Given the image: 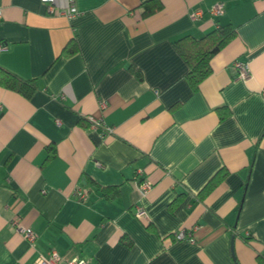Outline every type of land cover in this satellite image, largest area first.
Here are the masks:
<instances>
[{
    "label": "crops",
    "instance_id": "crops-1",
    "mask_svg": "<svg viewBox=\"0 0 264 264\" xmlns=\"http://www.w3.org/2000/svg\"><path fill=\"white\" fill-rule=\"evenodd\" d=\"M145 1L74 0L68 18L66 0H0V67L36 86L26 98L0 84V264L49 250L88 264H264V0H160L142 16ZM220 25L236 35L192 91L173 41Z\"/></svg>",
    "mask_w": 264,
    "mask_h": 264
},
{
    "label": "trees",
    "instance_id": "trees-1",
    "mask_svg": "<svg viewBox=\"0 0 264 264\" xmlns=\"http://www.w3.org/2000/svg\"><path fill=\"white\" fill-rule=\"evenodd\" d=\"M142 16H149L162 7L160 0H147L141 4ZM236 35L235 29L231 25H220L208 32L200 38L191 35H184L173 41V47L182 57L187 65L185 79L192 91L197 90L200 82L210 74V59L222 47H224ZM77 52V45L74 40L68 42L62 49V56H69ZM137 76H140L138 70L133 69ZM0 84L8 90L17 92L22 96L29 98L36 90L34 80H23L14 74L0 67ZM228 115L221 113L219 118L222 119ZM55 150L53 147L49 149L48 158L53 157ZM218 173L210 179L206 186L202 189L205 194L213 184L220 181L224 176ZM106 199H115L118 194L117 186L96 187ZM125 244H130L128 240H123Z\"/></svg>",
    "mask_w": 264,
    "mask_h": 264
},
{
    "label": "built area",
    "instance_id": "built-area-1",
    "mask_svg": "<svg viewBox=\"0 0 264 264\" xmlns=\"http://www.w3.org/2000/svg\"><path fill=\"white\" fill-rule=\"evenodd\" d=\"M68 4V9L64 13L68 18H71L78 14L75 6H74V0H66ZM208 12L212 15H219L222 13V4L216 3L212 5ZM192 18H197L201 16L200 11H194L191 13ZM0 20H1V12H0ZM5 49L4 44L0 43V50ZM233 69L236 73V76L238 78H245L248 75L247 65L244 62L236 61L233 64ZM102 108L105 106V104H101ZM86 121L88 122L89 128L95 129L101 125V121L99 119L94 118L93 116H86ZM105 131L107 134L112 132L111 127H106ZM135 187L136 190L140 195H144L147 193L151 187L152 182L145 177V174L142 169H138L135 172ZM73 196L78 201H85L87 199L88 193L82 186H76V188L73 191ZM134 215L137 218H142L145 216V212L141 207H136L134 211ZM14 229L17 232H20L24 238L32 245L35 239V233L33 230L29 227H22L19 225L14 226ZM175 239L176 240H187L192 241L191 235L186 233L184 230H179L175 233ZM32 264H88V260L81 258V257H75L72 259H66L65 257L61 256L58 252L55 250H49L47 254H39Z\"/></svg>",
    "mask_w": 264,
    "mask_h": 264
}]
</instances>
